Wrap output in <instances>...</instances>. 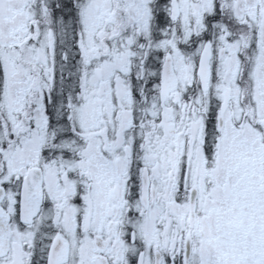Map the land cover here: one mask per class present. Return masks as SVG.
<instances>
[{"label": "snow or ice", "instance_id": "1", "mask_svg": "<svg viewBox=\"0 0 264 264\" xmlns=\"http://www.w3.org/2000/svg\"><path fill=\"white\" fill-rule=\"evenodd\" d=\"M0 264H264V0H0Z\"/></svg>", "mask_w": 264, "mask_h": 264}]
</instances>
